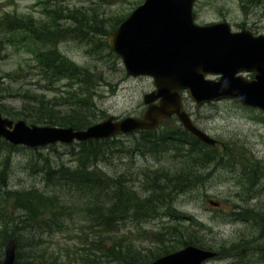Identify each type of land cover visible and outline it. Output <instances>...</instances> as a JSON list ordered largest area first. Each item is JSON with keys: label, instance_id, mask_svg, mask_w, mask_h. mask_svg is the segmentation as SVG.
I'll use <instances>...</instances> for the list:
<instances>
[{"label": "trees", "instance_id": "16d2710c", "mask_svg": "<svg viewBox=\"0 0 264 264\" xmlns=\"http://www.w3.org/2000/svg\"><path fill=\"white\" fill-rule=\"evenodd\" d=\"M144 2L141 0L136 8ZM239 2L245 14L250 7H264V0ZM46 12L47 17L41 20L32 15H3L0 19V61L9 47L21 45L37 62L43 81L47 83L46 91L64 81L65 96L52 98L44 92L14 90L9 95L20 97V107L0 103V114L13 121L24 120L29 125L85 130L99 122L94 97L96 87L104 79L101 74L79 66L68 58L59 49V44L64 40L82 41L97 51L101 47L109 48L108 42L94 38L93 29H98L100 22L96 14H89L88 17L85 13L81 14L80 9L69 11L67 16L53 9ZM62 20L69 21L70 25H63ZM116 21L111 30L102 26L99 32L109 36L124 18L118 17ZM111 55L115 60H120L113 52ZM176 120L173 121L178 122ZM138 134L141 139L127 150L130 155H165L175 160L173 167L151 169L144 166L138 172L131 173L130 178L120 174L114 176L99 164L106 162L104 160L111 153L125 151L114 148L118 137L90 141L79 144L80 149L72 155L75 158L73 167L64 164L53 167L48 158L43 159L46 168L43 171L44 179L52 187L49 191L33 188L18 192L7 188L10 156H6L4 161L0 158V190L5 189L0 195V264L11 239L16 243L15 264H64L46 259L40 251L45 243V233H64L71 226L82 224L93 232H99V242H102V237L119 231L127 221L138 224L155 219L161 222L163 219L169 220L168 226L157 233L159 245L156 249L143 251L132 245L118 247L113 244L109 253L116 263L150 264L189 245L216 251L213 245L203 239L206 235L201 234L210 229L189 213L176 208L175 200L177 196L201 186L220 169L236 172L242 188L239 199L245 204L232 205L231 212H220L221 219L248 223L257 229V235L251 241L240 239L237 242H224L216 251L219 254L216 259L231 258L234 261L228 264H244V250L257 247L264 256V209L247 204L249 195L253 194L258 184L255 175L264 169L260 160L248 155L247 150L236 143H224L221 149L207 146L180 124H162L157 130L129 135ZM0 149L1 157L4 150L15 151L19 148L0 140ZM138 177L147 183L144 196L133 189L134 184L131 183ZM79 230L76 236L82 245V228ZM85 239L89 241V236Z\"/></svg>", "mask_w": 264, "mask_h": 264}, {"label": "rangeland", "instance_id": "374dc122", "mask_svg": "<svg viewBox=\"0 0 264 264\" xmlns=\"http://www.w3.org/2000/svg\"><path fill=\"white\" fill-rule=\"evenodd\" d=\"M141 0H0V18L5 14L32 15L41 20L47 17L46 10L60 11L67 16L69 11L81 10V14H96L98 29H93L96 40L108 42V36H104L99 30L106 28L111 30L118 17L128 18ZM195 20L198 25L204 26L215 23L228 22L232 31L240 32L248 29L256 36H264V7H250L247 14L242 11L239 0H197L194 7ZM81 16V15H80ZM68 26L67 20L61 21ZM118 26V25H117ZM59 49L68 58L79 66H84L101 74L104 81L96 87L94 102L96 104V116L99 122L103 116H115L125 118L129 116L142 117L146 111L144 96L154 90L153 79L149 77H130L126 74L121 60H115L111 55L112 50L101 47L93 51L92 45L82 41L64 40L59 44ZM5 57L0 61V103L19 108L20 97H10L14 90H32L44 92L49 97L65 96L64 84L57 83L52 89L46 91L47 83L43 77L37 62L26 48L16 45L9 47ZM247 78L251 75L243 74ZM213 78V77H211ZM59 88V89H57ZM184 110L190 114L194 125L206 132L219 143L221 149L224 143L237 144L247 150L248 155L261 161L264 168V123L259 110L243 107L234 100H222L202 106L196 105L186 94L184 96ZM106 119V118H105ZM169 126H177L179 123L167 121ZM141 139V135H123L118 137L114 148H122L118 152L111 153L108 158L100 162L99 166L111 175H125L130 178L131 173L138 172L144 166L151 169L159 167H173L174 159L161 155L153 157L134 153L130 155L127 150ZM3 141V140H1ZM80 143L73 145H54L38 149H29L19 146L15 151L4 150L1 160L10 156L8 171V186L11 191H26L38 188L41 191H49L52 187L44 179L43 171L46 170L43 159L48 158L53 167L64 164L73 167L75 158L72 156L80 149ZM1 150V149H0ZM133 173V174H134ZM261 174V175H260ZM135 177H133L134 179ZM258 184L254 187L253 194L249 195L247 204L264 209V169L255 175ZM134 188L141 195H145L147 183L142 177H138ZM130 184V185H132ZM1 188V185H0ZM6 188V187H5ZM6 188V189H7ZM5 189L0 190V195ZM242 188L238 183L236 172L218 170L198 188L183 195L177 196L175 206L179 210L189 213L198 222L204 223L210 230L202 231L206 236L203 239L218 248L225 243L237 242L240 239L251 241L257 235V229L248 223L224 221L220 212H231L232 205L244 206L240 202ZM209 200L219 202V207H212ZM169 220L159 219L143 221H127L117 232H112L102 237L99 242V232H93L85 225L71 226L64 233L49 235L45 233V243L40 251L46 259L63 262L64 264H119L109 253V249L115 246L132 245L143 251L154 250L159 245L157 233L168 226ZM1 226V224H0ZM82 228V245L78 243L76 234ZM89 236V241L85 238ZM99 242V243H98ZM256 248V247H255ZM258 248V247H257ZM253 248H246L243 252L244 264H264L263 254ZM218 258V257H217ZM89 259H93L89 261ZM234 261L231 258L213 259L207 264H228Z\"/></svg>", "mask_w": 264, "mask_h": 264}, {"label": "water", "instance_id": "95a60500", "mask_svg": "<svg viewBox=\"0 0 264 264\" xmlns=\"http://www.w3.org/2000/svg\"><path fill=\"white\" fill-rule=\"evenodd\" d=\"M196 1L145 0L108 37L109 47L120 57L128 76L153 79L154 90L144 96L148 108L143 117L110 116L85 130H76L29 125L0 114V139L29 149L102 141L155 130L163 120L177 116L185 130L215 146L217 141L194 125L183 110L181 92H187L198 105L232 99L264 111V36H254L247 29L232 32L228 22L197 25ZM209 204L219 206L213 200ZM218 255L190 245L150 264H206ZM15 260L16 243L11 239L2 264H15Z\"/></svg>", "mask_w": 264, "mask_h": 264}]
</instances>
